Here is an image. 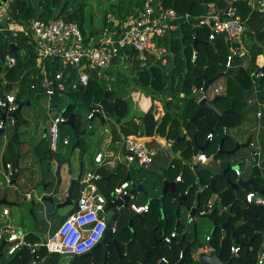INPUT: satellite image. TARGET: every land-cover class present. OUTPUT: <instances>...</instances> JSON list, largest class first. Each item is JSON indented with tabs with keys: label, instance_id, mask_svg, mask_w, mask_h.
Segmentation results:
<instances>
[{
	"label": "trees",
	"instance_id": "obj_1",
	"mask_svg": "<svg viewBox=\"0 0 264 264\" xmlns=\"http://www.w3.org/2000/svg\"><path fill=\"white\" fill-rule=\"evenodd\" d=\"M35 1V3H33ZM135 0L120 1L110 6V11L114 14L115 18L122 20L126 17L130 10H134L141 6L143 0L140 3ZM160 1L165 8H172L179 14H190L193 16H199L204 13L205 6L200 4L198 0H156ZM222 3V0H204V3L208 2ZM75 0H15L11 9L14 17L19 20L20 16L24 20L40 19L48 20L51 18L64 17L66 21L76 22L83 34V23L86 20V12L84 3L78 4L79 6L74 8L73 12H68V8L73 7ZM238 13L243 20H246L247 32L242 37L241 46L244 49L243 56L232 57L230 67H226L227 57L229 53V43L222 37L218 36L214 39L213 45H209L207 37L210 33L207 28L194 29L188 23L181 24L176 30L170 31L165 34L164 37L158 38L156 44L159 48H162L169 56H165L167 59L165 65L162 61L155 57H149L145 64H141L136 60H132L130 77L125 76L122 73H116V85L112 86V89L108 87V84L101 76H97L95 71L90 72L89 82L86 88L79 87L77 90L71 88L76 78V72L74 70H66L63 72L65 91L57 92L53 97L52 103L54 107L59 104L64 98L68 99V103L62 111V116L68 118L70 115H75V125L78 130H81L80 119L75 113V104H79L80 107H86L87 116L92 111L99 109L103 114H108L111 121L109 122V133L111 137V144H115L120 141L121 137L136 136V137H150L158 135L164 139L172 140L175 142L177 138H185L180 140L177 144H173L174 148L181 149L182 156L187 157L189 161L192 155L198 153L196 148L202 147L205 144L206 137L211 133L216 125L217 115L208 108H203L200 117L195 118L194 123L189 121L194 116L198 109V99L200 94L198 90L203 86V77L212 79L219 74H224L222 79L224 82V92L217 96L215 107L217 110H227L232 108L234 113L227 114L221 117V126L216 129V133L213 134L214 147L223 141V146H226L229 136L222 133V128L228 130L237 129L241 126L242 117L247 109V101L252 98L253 84L252 79L255 73L259 70L256 65L257 59L260 56L264 57V15L251 11L247 2L240 1L235 3ZM40 8V11H39ZM258 22H262L258 24ZM103 25L107 26L106 19ZM257 25V26H256ZM256 26V27H255ZM90 34H93L90 32ZM14 43L16 53L11 52V44ZM194 52V55H193ZM130 56H134L130 50H127ZM6 54H12L16 58L15 67L10 70L7 80L17 86L16 100L18 103L31 102L33 99L39 80L37 79L36 69V53L33 48L28 44L27 39L22 35L17 36L12 40L0 39V67L2 66V60ZM194 57V58H193ZM115 63V62H114ZM113 63V64H114ZM59 69L56 63L53 66H48L49 78L53 79V75ZM109 76H113L112 71L107 73ZM258 86V93L264 89V78H259L255 82ZM10 87V86H9ZM34 87V88H32ZM129 90L142 94L145 98H138V105L142 110H146L149 104V98L151 101H158L162 104L164 115L160 120H154L153 107L150 106L148 111L140 113L139 115L131 114V100L129 97ZM104 94L105 99L102 101ZM180 94L183 97L180 98ZM259 96L264 99V92L259 93ZM181 102V104H178ZM100 105V106H99ZM88 120V119H87ZM93 120V119H91ZM88 120V121H91ZM22 119L18 117L15 122L17 127L22 124ZM106 121V120H105ZM66 128L61 126V129ZM61 132V131H60ZM19 135V133H18ZM62 135V133H61ZM189 137L187 140L186 137ZM44 143V152L37 159L39 163L43 161H51L53 158H58V155L51 151L46 141ZM17 140L12 136L10 143L3 154V162L14 163L17 154ZM210 145V144H209ZM75 146V145H73ZM84 143L80 140V147L83 149ZM223 147V148H224ZM192 160V159H191ZM190 160V162H191ZM14 165V164H13ZM15 166V165H14ZM173 166V164H172ZM175 169V166H173ZM124 167L118 166L116 168V179L118 181H124L119 172H122ZM170 169L171 168L170 166ZM183 174H187V179L177 184V192L181 195L186 193V204L191 205L195 195L200 196V202L205 201L210 195L211 190L206 188L202 192H198L199 185L207 184L205 181L209 174L207 172L201 173L198 171L195 183L194 175L185 168L182 171ZM98 174V173H97ZM212 177H218L213 176ZM131 179L132 176H130ZM176 179V178H175ZM174 179V181H175ZM104 177L100 182L105 181ZM110 178V182H111ZM116 180L111 186V191L116 185ZM139 180H135V183ZM182 185H178V184ZM98 186V185H97ZM78 184L74 183L70 188L69 198L78 199L80 193L77 192ZM110 189H108L109 191ZM105 191L103 195L109 200L111 198L110 192ZM248 192H259L264 195V189L257 183H254L251 188H248ZM73 193V194H72ZM244 194V196H245ZM222 200V204L225 206L230 205L228 215H231L230 223L241 222L242 225L236 226L232 233L226 231L223 241L220 243L221 229L218 225H215L211 232L209 246L214 248V251L221 250L222 259L228 261L230 258L231 244L239 247V254L236 258L231 260L230 264H255L256 255L260 248L261 237L259 233L264 229V219L257 221V219L264 215V207L247 206L244 203V196L238 194V200L234 198L233 192L229 189L226 192L219 195ZM155 205L159 211L158 204L156 202L149 203V209ZM177 206L176 200L171 197H164L162 200L161 212L163 218L161 222H157L158 218L151 217L153 221H149L145 217L143 224L142 221L133 226L134 233L137 241L144 248H150L151 242H148L144 225L152 229L157 223L159 227L162 223L165 226V235L172 233L171 225L175 221V207ZM211 218L214 221L220 222L224 220V217L218 218L216 211L211 214ZM135 221V220H134ZM123 222V218L118 219L116 227L119 228ZM56 228V227H55ZM55 228L51 231L53 232ZM171 229V230H170ZM176 237L171 243L170 247L161 251V257L168 261V264H175L179 261V255L181 253L182 246L175 244V241L180 239L181 236H186L174 231ZM180 234V235H179ZM34 233L26 235L25 241L28 245L34 246L39 244V239L36 238ZM130 236L127 235L122 241L127 242ZM252 238L250 247L246 250L240 246V243H246ZM1 244V242H0ZM166 246V245H165ZM5 246L2 248V255L0 256V264H29L30 261L37 260L40 264H47V261L41 260L45 256H49L43 248H36L34 253L31 254V250L21 248L15 255L6 256ZM191 245L185 253V262L180 264H196L191 256L196 249ZM158 251V249H157ZM158 253H160L158 251ZM145 255L138 247H133L127 250V253L122 257V264H142ZM117 257L113 255L110 258L112 261L117 262ZM155 259L149 257L147 264H153Z\"/></svg>",
	"mask_w": 264,
	"mask_h": 264
},
{
	"label": "built area",
	"instance_id": "obj_2",
	"mask_svg": "<svg viewBox=\"0 0 264 264\" xmlns=\"http://www.w3.org/2000/svg\"><path fill=\"white\" fill-rule=\"evenodd\" d=\"M240 1L247 2L251 11L264 15V0H222L221 4L212 1L203 4L205 10L199 16L179 14L172 8H165L160 1L143 0L139 8L134 9L132 13L128 12L122 20L115 17L114 19L106 18L108 25H103L104 28L101 33L83 34L76 22L66 21L64 17L48 20H24L20 16L17 20L14 17L17 12L12 14L14 9H11L15 0H0V39L12 40L22 35L36 53L37 79L39 82L35 86L36 92L33 98L41 96L46 98L48 114L46 139L49 148L55 151L58 144L61 143L63 146L69 144L68 139L62 136L60 132V127L67 121V118L61 114L64 108L59 110L58 104L54 107L52 103L56 93L55 89H57L58 94L66 90L63 83L65 82L63 78L64 71L74 70L76 72L75 81L71 86L73 90H77L79 87L86 88L91 71H95L97 76H100L101 71L110 70L113 63L118 59L126 60L129 64H132L134 59L143 65L149 57L156 58V56L164 54L165 51L157 46L156 40L186 23L194 29H209L210 33L207 37L209 42L213 43L216 37L222 36L229 43L230 55L227 57L226 62V67L229 68L232 57L244 55L241 41L245 32H247V21L241 18L235 6V3ZM73 11L74 8H68V12ZM11 45L14 46V43ZM127 50H130L134 56H130ZM258 60L256 65L259 70L252 79L254 93L257 92L256 80L263 77ZM1 63L0 130L4 133L8 122L12 126L16 123L11 114L18 109L19 103L16 100L17 86L7 80L10 70L16 65V58L12 54H6ZM53 63H56L59 69L53 75V79H50L47 68L53 66ZM223 92L224 86L222 85H210L205 92H202V88H200L198 90L200 94L198 101L202 99L212 100ZM247 106L256 109L255 117L257 119L264 115V103L259 97L250 98L247 101ZM94 112L103 115L99 109H96L89 113L88 120L94 118ZM2 114H5L4 120L1 118ZM221 131L223 134H227L229 130L222 128ZM213 134L211 132L207 135V142L213 139ZM120 139L126 165L137 164L147 167L154 163L157 154L154 147L142 142L141 138L136 136L121 137ZM257 156L259 154L256 152L252 156L253 166L258 165L256 164ZM104 161L105 156L100 152L93 158L96 165L103 164ZM197 164H208V158L205 154L199 153L192 159L191 166ZM171 168L174 167L171 165ZM2 170L4 181L7 187H10L18 176L19 169L12 163L3 162ZM234 174L240 176L241 171L238 168L234 169ZM99 179L100 176L95 172H86L81 176L80 183H84L85 187L80 191V195L76 200V210L70 212L42 243L30 246L25 241L26 234L21 230L3 223L0 224V242L5 241L6 256H13L25 247H30L31 254L34 253L35 247L43 248L49 255L70 257L81 256L90 252L102 240L108 222L106 219L108 199L105 198L99 191L97 184H95V181H99ZM180 181L181 176H177L175 182ZM131 189L132 186L129 181H121L113 188L109 200L115 201L128 196ZM199 192H201V188ZM24 199L31 200V194H25ZM220 200L219 195H210L204 202L203 208L200 210L198 208L199 215H211ZM244 203L247 206L264 207V195L259 192H248L244 196ZM129 208L133 215L145 214L149 211L148 205L135 203H130ZM8 213L9 210L4 208L1 215L7 216ZM186 219L191 224V217L188 213ZM115 230L116 224L112 228L113 233ZM260 236L261 243L255 264H264V229ZM175 237V232L165 235L163 243L170 246ZM209 241L210 236H207L206 242ZM204 251L208 254L213 249L209 246L198 249L199 253ZM230 252L236 256L239 253V247L231 246ZM180 258L181 254L179 255ZM159 261L168 264L165 258L161 257Z\"/></svg>",
	"mask_w": 264,
	"mask_h": 264
},
{
	"label": "crops",
	"instance_id": "obj_3",
	"mask_svg": "<svg viewBox=\"0 0 264 264\" xmlns=\"http://www.w3.org/2000/svg\"><path fill=\"white\" fill-rule=\"evenodd\" d=\"M101 2L103 3L101 5L93 4L92 2L89 3L90 7H91L90 11H92L94 13L93 14H89L90 15L89 19L90 20H89V24H87L86 26L89 27V29H91V28L92 29L90 31L86 32V33L92 32L93 34H96L93 31V28L95 27V24L93 22V25H92V22H91L94 15L95 16H100L102 14L103 22H104V20L106 18L107 19L111 18L110 14H107L106 12L110 11V6L112 4H116V1L115 0H101ZM108 3H110V6L107 7ZM105 7H107V11L103 12ZM88 10L89 9H87V11ZM87 11L85 10L86 17L88 15ZM103 28H104V26H103ZM83 29H84V26H83ZM263 58H264L263 56L259 57V60H258V63L261 66V68L264 67ZM219 80L223 81L222 78L219 79ZM220 85L223 86L224 82H221ZM256 88H257V92L252 94L253 97L251 99H255L256 97H259L264 103V99L259 96L258 86H256ZM253 89H254V86H253ZM138 94H140V93H138ZM139 97L145 98L142 94H140ZM179 97L182 98L183 96L181 95ZM146 99L149 100V104H148V107L146 108V110H142V108H140V106L138 105V102H137L138 99L135 102V105H137V107L139 108L140 113L148 111L150 106H152L153 107V118H154V120H156V121L160 120L163 117V115H164L162 104L160 102H158V101H151L149 98H146ZM63 101L64 100H62L60 103H62ZM178 104H181V102H178ZM247 108H249V107L247 106ZM255 112H256V109L250 107L248 109V111L244 115L241 114V117H242L241 126L239 128H237V129L235 128V129H232V130L228 131L227 134L229 136V139H228V142L226 143V146L225 147L223 146L224 147L223 149L225 151H230V150L234 149L236 145L244 144L246 142V140L248 139V137L250 135H252V139H251L252 147L251 148H252V150L254 152L259 154V156H257V158H256V162H257L256 164H258V165L257 166H253L252 155H251V153L248 150L240 149L239 151H237L236 155L238 153L239 154L241 153L240 157L242 158L244 163H247L248 169L243 170L242 167H240V165L243 164V163H241L238 166L239 167L238 169L241 171L240 176H235L234 170L232 171V169L228 172L229 177H230L232 182L234 181L232 179L234 177V178L237 179V181H240L242 183H246V184H244V187H242V186H241L242 188L241 187H237V189L235 191L226 187V180H225V178L223 176V173H222L223 170L225 169L226 165L229 164L230 160H232V157L227 158L224 155H219L218 154L219 144L216 145L215 147L213 145L216 136H215L214 140H211L210 142H208L207 148L202 152L208 158V164L207 165L197 164V165H192L191 166V162H192L191 159H193L199 153H197L195 155H192L191 158H190V160H191V162H190V160L189 161L187 160V157L182 156L181 149L174 148L172 146L175 142H173L172 140H168V139L166 140L163 137H160L158 135H153V136H150V137H140L142 142L146 143L147 145H149L151 147H154L157 150V154H156L154 163L151 166L144 167V166H139L137 164L126 165L125 159H124V151L122 149V145H121V142H120L121 139L117 143H115L113 145L111 144V137H110V133H109V129H108L109 128V123L108 122H110L111 119L110 118L106 119V121L104 122L103 125L101 124L100 120L97 119L98 122H99V125L105 127L104 131H103V134H107V138L105 140H103V147L104 148H103L102 151L95 152L93 154L92 158H90L89 163H88L89 166H88L87 171H84V163H83V160H82L81 163H80V164H82V170L79 167V172L77 173V175H73L72 170L69 169L70 168L71 158L66 157V158H69V164L63 163L61 165V162H63L66 159V158H64L65 157L64 155L66 154L67 150H76L78 148V147L73 146V148L68 149L67 147L70 145V142H69V144L67 146H63L60 143V144H58V147H57V149L55 151L51 150L52 152H54V153H56L58 155L57 159H55V158L53 159L52 158L51 161H43L42 163H39L37 161V159L39 157H41V155L44 152V146L45 145L43 143V140L44 141L46 140V142H47L46 134H47L48 121H46L45 125H43V126L42 125L41 126L37 125L36 126V130L32 131V133L35 134L36 139L40 138V140L37 139L38 140L37 141L35 139L33 141V144H35V145L32 147L30 152H28V148L27 147H26V150L24 149L23 151H21V148H19V146H18V150H17V154H16V160L18 159L17 165H18V168H19V174H18L17 178L14 180V182L12 183V185L10 187H7V185H6L5 181H4V178H3V170H2L3 157L1 158V165H0V201L5 200L7 202V205L0 206V221H2L3 224H5V225H7L9 227L21 229L19 227H16L15 225H13V220L11 219L12 211L9 208L11 206L12 207L16 206V205L12 204V202L14 201L13 200V192L15 191V188L17 187L16 185L18 183V180H19V178L22 175V170H21V167H20V163L22 161H24L25 164H26V167L24 168V170H25L24 174H26V176H27V174H30L31 175V179L32 180L34 179L35 182L37 183L36 185H40L41 186L40 189H42L40 194L36 197V199H34L37 202V204L34 202L32 196H31V201L33 200L32 204H34V206H35L36 213L38 215H41L42 219H44L45 222H46V229H45V234L46 235L44 236L46 238L51 233V231L55 227H57L58 224L64 219L63 216L56 217L55 214L58 212V210L61 209V208L65 209V213H64V215H65V214H69L70 212H72L75 209L76 200L74 198L68 199L69 198V193H70L69 191H70L71 186L74 183L77 182L78 188H77V191H76L75 194H77V192L80 193V191H81L80 180H78L76 182H73V184H72V181L76 180V178L81 173V171H82L81 176L84 173H86V172H95L96 174L98 173V175L100 176V179H99L98 184H97L99 191L103 194V192L108 191V189H110L108 191V192H110V195H111V192H112L111 191V186L114 184L113 183L114 180L117 181L116 185L120 182L115 177L116 176V172L115 171H116V168L118 166L124 167V169H122L123 171L119 172V173H120V175H122V178L123 177L126 178V179H124V181H129L131 183L132 188L134 186H141V188L143 190H145L144 185H143L144 181H149L152 174H157V182L154 183V185H153L154 190L152 191L154 194H156L155 190H158L159 188L161 190V187L163 189V184L164 183L173 182V183H175V186L177 187V184L174 181V179L177 176H181V179L183 181L186 180L187 179V174L185 176V174H183L182 171H184L185 168H188L189 171L195 177V181H194L195 183H198V180H196V176L198 175V173H197L198 171H200L201 173L207 172L209 174L208 178L205 180V181H207V184L203 185V187H201L200 185L198 186L199 189L201 188V192L203 190H205L206 188L211 190L209 188V183H210L211 180H214L213 187H214L216 193L212 192V190H211V195L212 194L220 195L223 192L225 193L226 190L229 189V190H231L233 192V196H234L235 199L238 200V194H239V195L242 196V200H243V196L246 193L247 189L251 188V186L254 183H257L258 185H260L261 189L262 188L264 189V147H262V145L264 146V142L260 141V138H259V137H261V132L262 131L264 132V115L260 119H257L255 117ZM249 114H252V116L256 119L255 127L253 125L250 126L251 121L248 119V115ZM94 119L95 118H93V120ZM93 120H91V121H93ZM25 124L27 126L26 121L23 120L21 125L24 126ZM19 127H17L18 130H19ZM258 129H261L262 131L258 133L256 131ZM21 130L23 131V128H21ZM65 130H66L65 128L60 130L61 133H62V136L63 135L66 136V134H65L66 131ZM81 131H84V130L81 129ZM84 133H85V131H84ZM231 133H232L233 136H231ZM256 133L258 134V136L255 135ZM66 138H68V136H66ZM186 138H187V140L189 139L188 136ZM68 141H70V140H68ZM206 142L207 141L205 140V143ZM19 144H21V143H18V145ZM22 148H25V146L22 147ZM167 149H173L174 153L169 154ZM98 152L103 153L104 156H105L104 163L100 164V165H96L93 162V158ZM29 153H31L32 160H30L29 163H28ZM215 159H217V162L215 161ZM16 160H15V162H16ZM15 162L13 163L14 165H15ZM172 164H173V166H175V169L174 168L170 169V166ZM235 169H237V168H235ZM207 170L212 171V173H210ZM61 173L63 175H65V176H63V178H60V174ZM212 175L213 176L217 175L218 177L214 178V177H212ZM130 176H132L133 179H131ZM104 177L106 178V180L103 181V182H100L101 179H103ZM110 178L112 180L111 182H110ZM135 180H139V182L135 183ZM237 181H235V182H237ZM22 182H23V180H22ZM247 182H250V185H247ZM178 185H182V184L180 183ZM159 186H161V187H159ZM59 188L65 189L64 191L66 192V194H65L63 200L60 199V197H59V195H60V194H58L60 192V191H58ZM35 192H39V189L37 188L35 190ZM198 192H199V190H198ZM30 193H31V191H26L24 193V195L25 194H30ZM140 193H142V192H137L136 196H132L130 198V203L141 204V205H149L150 202H146V203L138 202V200L140 198ZM144 194H145V191H144ZM158 194L160 195L158 198H160L162 196V190H161V192L159 191ZM179 194L181 195V193H179ZM197 195H195V197H194V199L192 201V204L188 205V206H191V207L194 206L195 199H196ZM168 196L169 195H165L164 197H168ZM164 197H162V200L164 199ZM169 197H171V196H169ZM151 198H152V200H157L158 199L157 197H151ZM152 200H151V202H156V201H152ZM162 200L160 201V203L156 202L158 204V207H159L160 211H161V208H162ZM70 201H74L75 203L72 204V205L68 204L66 206L62 205V204H65L67 202H70ZM205 201L200 202V198H199V207H198L199 210L203 208V205H204ZM176 202H177V200H176ZM185 203H186V200H185ZM222 203H223L222 200H220V203L216 204L215 211L218 214V218L221 219V217H224V220L220 221V222L214 221L216 223L215 225H218L220 227V229H221L220 239H219L220 243L223 241V239L225 237V234H226V231H228L227 229H229V233H232L236 226L242 225V223L240 221L239 222H235L234 224L230 223L231 215H228V211H229L230 205L225 206ZM54 204L56 205L54 208L57 209V210H54L53 211L54 213L51 211V213L49 215V213H48L49 209H51V206L54 205ZM177 206H178V202H177ZM177 206L175 207V211H176ZM4 208H7L9 210V213H8L7 216H2L1 215V212H2V210ZM181 209H184V211H185V219H186V215H187L188 211L184 207H180L179 214H180V210ZM15 211L18 213V210H15ZM108 213L111 214V216L113 215L112 212L106 211V214H108ZM157 213H158V210H157L156 206L152 205L151 209H149V211L147 213H145L143 221H144L145 217H147L150 222L153 221L151 217H156L157 218ZM32 214H33V211H32ZM132 217H133V219H137L136 224L138 225V222L141 221V220H139L136 217V215L132 214ZM162 218H163V215H162ZM176 221H177V216H176V212H175L174 225L176 224ZM157 222H158V220H157ZM225 223H229L230 226H225L224 229L221 228V225H224ZM115 224L117 225V223H115ZM215 225L213 224L211 232L213 231V228L215 227ZM29 226H31V224ZM38 229H40V228L38 227ZM149 230L151 231V235H149L146 230L145 231H146V236L148 238V242H151L150 248H144L143 247V250H142L136 243H132L127 250L132 249L133 247L136 246L141 251H143V253L145 255V251L151 250L154 247V244H153V241L151 240V237H154L155 239H158V237H157L158 234L159 235H161L162 233L166 234L165 233V226L161 227V225H160V227H159V223H157V226L155 225V226H153L152 229H149ZM171 231L174 232L175 229L171 230ZM211 232H210V236H211ZM23 233L26 234V235H28L30 233H34L35 236H37L36 238H38V239H39V237L42 238L41 234H39V230H37L36 228H33V230H31V231H29V230L25 231ZM184 235H186V234H184ZM259 235H260V233H259ZM185 239L187 240V238H185ZM250 240H251L250 241V243H251L252 242V238ZM187 241H189V240H187ZM208 243L209 242H206V245L205 244H201L200 248H203L204 246H209ZM250 243L248 244L247 248L252 250V248L250 247ZM163 245H166V244L160 243L158 246H156V249H160L159 247L163 246ZM231 246H236V245L231 244ZM191 247L192 248L196 247V244L192 242L191 243ZM209 247H211L213 249V251L211 253H214L215 255H217V253L219 251L221 252V250H219L218 252L214 251V248L212 246H209ZM198 249H199V247H198ZM246 252H247V249H246ZM125 253H127V251ZM204 253H205V251H204ZM208 253H210V252H208ZM159 254H161V252ZM238 254L235 256V255L231 254V252H230V257L234 256L236 258L238 256ZM149 257H152V259H155V262H152L153 264H163V263H161L159 261L160 259H158V255H156L155 253L150 254ZM148 258H147V260H148ZM191 258H192V256H191ZM102 260H103L102 259V254L97 255L94 263L95 264H100ZM220 260H221V262H224V263L227 262L226 260L222 259V252H221ZM41 261L42 262L47 261V264H61L60 263L61 261L63 262V264H92L93 263L90 258L73 259V257H70V256H59V255L45 256ZM69 261H71V263H69ZM121 261H122V259L117 260V262L116 261H112V262L114 264H122ZM40 263L41 262H37V260H33L32 259L29 264H40Z\"/></svg>",
	"mask_w": 264,
	"mask_h": 264
},
{
	"label": "rangeland",
	"instance_id": "obj_4",
	"mask_svg": "<svg viewBox=\"0 0 264 264\" xmlns=\"http://www.w3.org/2000/svg\"><path fill=\"white\" fill-rule=\"evenodd\" d=\"M91 2L93 4H103L102 2H96L94 0H91ZM35 3V1L33 2ZM89 5V4H88ZM114 5V4H112ZM74 6V4L72 5ZM98 6V5H97ZM110 6V5H108ZM107 6V7H108ZM107 7L104 8L103 12L107 11ZM91 8V7H90ZM89 8V9H90ZM91 10V9H90ZM86 9L88 14H93L94 12L90 11ZM40 11V9H39ZM133 11L130 10V13H132ZM107 14H110L111 18L114 19V14L109 11L106 12ZM1 22V21H0ZM92 25L93 22L95 24V27L93 28V31L98 33H101V30L103 29V18H102V14L100 16H93L92 18ZM262 22H258V24H261ZM257 26V25H256ZM255 26V27H256ZM92 29V28H91ZM91 29H89V27L84 28L85 33L90 31ZM98 31V32H97ZM88 34V33H87ZM165 56H169V53H164V54H160L159 56H156V59H159L162 61V64L165 65V63L167 62V59H164ZM131 64H129L128 61L126 60H117L110 68V70L106 71H101L99 74L102 78H104V80L106 81V83L108 84V87L112 89V86L116 85V73H122L127 77H130V69H131ZM109 71H112L113 76H109L107 73ZM221 79V78H219ZM221 82H223L222 80H217L214 85L218 86L221 84ZM264 89H262L261 91H259V93H263ZM139 95L137 92L134 91H130L129 90V97L131 100V114L133 115H138L140 114L139 108L137 107V105H135L136 100L139 98ZM183 96V94H180V96ZM138 102V100H137ZM68 103V99L64 98V101L60 104L57 105L58 109L61 110L63 108L66 107ZM249 109V108H247ZM75 113L78 115L79 119H80V126L81 129L85 131L84 135L81 137V140L84 143L83 149H81V147H78L76 150H67L66 154L64 155L66 157L71 158V162H70V170H72L73 175H77V173L79 172V167H80V163L83 160L84 163V171H87L88 169V163L90 158H92L93 154L97 151H102L103 150V140H105L107 138V134H103L104 131V126H100L99 122L97 120V118H95L93 121H88L87 118V109L86 107H80L79 104H75ZM20 119L25 120L27 123L24 126H20L19 130H18V142L21 143L18 145H16V148L18 150V146L19 148H21V151H23L24 149L26 150V147L28 148V152H30V150L32 149V147L35 145L33 144V141L36 139L35 134L32 133V131L36 130V126H43L46 124V121L48 120V114H47V110H46V98L44 96L41 97H36L33 98L31 100V102H29L28 106H25L22 108L21 110V115H20ZM248 119L251 121L250 126H254L256 125V119L252 116V114L248 115ZM113 121H111L112 123ZM109 123V122H108ZM21 128H23V131L21 130ZM66 130V136H68V140H70V145L67 147L68 149L73 148V145H75V137L73 135V132L71 131V129H69L68 127L65 128ZM109 129V128H108ZM258 133L261 132V129L256 130ZM14 135V126L10 125V123L8 122L5 126V130L4 133L0 136V165H1V158L3 157L4 151L6 150L8 144L11 141L12 136ZM29 135V136H28ZM255 135L258 136V134L256 133ZM65 136V135H63ZM65 136V137H66ZM231 136L232 133H231ZM251 136V135H250ZM260 141L264 142V132H261V137ZM38 140H40V138H37ZM36 139V140H37ZM37 140V141H38ZM46 141V140H45ZM25 148H22L24 147ZM169 154L174 153L173 149H167ZM241 154V153H240ZM239 153L235 156H231L232 160H230L229 165L231 166L232 171L235 168H239V164L243 163L242 165H240V167H242L243 170L248 169L247 163H244V161L242 160V158L240 157ZM32 160V156L31 153H29L28 156V163L29 161ZM215 161L217 162V159H215ZM20 167L22 170V175L18 180L17 183V187L15 188V191L13 192V205H16L15 207H10L9 209H11L12 214H11V219L13 220V225H15L16 227H19L21 229L22 232L25 231H31L33 230V228H36L37 230H39V234H41L42 238L39 237V242L42 243L46 237H44L45 234V229H46V222L44 219H42L41 215H38L36 213V209L34 204H32L33 200L36 199V197L40 194L41 190V186L40 185H36L37 183L35 182V180L31 179V175L30 174H24L25 170L24 168L26 167V164L24 161H22L20 163ZM209 171V170H207ZM76 172V173H75ZM210 173H212V171H209ZM62 173L60 174V178H63ZM24 177V178H23ZM235 182L237 181L236 178H232ZM23 180V182H22ZM157 182V174H152L150 177L149 181H144L143 185L145 190V194L140 193V198L138 200V202L140 203H146V202H151L152 198L151 197H159L160 195L158 194L159 191L161 192L160 188L156 191V194H154L152 191L154 190L153 185L154 183ZM240 182V181H237ZM236 183V182H235ZM238 187H241L240 185ZM39 189V192H35L36 189ZM242 188V187H241ZM63 188H59L58 191H60L58 194L60 199L63 200L66 192L64 191L65 189ZM6 190V189H5ZM26 191H31V196L33 198V200H25L24 199V193ZM34 202L37 204V202L34 200ZM157 202V201H156ZM56 205H52L51 209H49V215L51 213V211L53 212L55 209ZM54 208V209H53ZM53 209V210H52ZM18 210V213L15 211ZM33 211V214H32ZM54 213V212H53ZM65 209H59L58 212L55 214L56 217H61L63 216L64 218L68 215L65 214ZM111 217V214H106V219L108 220ZM121 218H123V216L121 215ZM157 218L159 223L162 220V212L159 210L157 213ZM132 220L131 226H135L137 219H133V217H129L128 219L123 221V224H126V226L129 224V221ZM135 220V221H134ZM213 220V219H212ZM177 221L180 222V224L183 226V230H180V228H176V224H172L171 228L178 230L179 233L181 234H186V238L187 240H189L190 242H193V225L188 223L187 219H185V211L184 209L180 210V214H178L177 217ZM176 221V222H177ZM175 222V221H174ZM3 222L0 221V224H2ZM31 224V226H29ZM157 226V224H156ZM162 223H161V227H162ZM213 226V222L207 219H201L199 218L197 221V229H196V238L199 241L200 244H205L206 245V237L210 236V232ZM38 227L41 229H38ZM29 228V229H28ZM171 230V229H170ZM169 245H163L160 246L158 249V251H165L168 250L167 248H169ZM61 264H63V262H60ZM69 263H71V261H69Z\"/></svg>",
	"mask_w": 264,
	"mask_h": 264
},
{
	"label": "water",
	"instance_id": "obj_5",
	"mask_svg": "<svg viewBox=\"0 0 264 264\" xmlns=\"http://www.w3.org/2000/svg\"><path fill=\"white\" fill-rule=\"evenodd\" d=\"M94 1H99V0H94ZM200 2V4H204V0H198ZM208 44L209 45H213L212 42H209L208 41ZM11 52L12 53H16V50L15 48H13V46H11ZM54 61H56V59H54ZM260 71L262 72L263 74V77L264 78V67H262L260 69ZM224 74H219L217 75L216 77L212 78V79H208L207 77H203V86H202V92H205L206 89L210 86V85H213L217 80H219V78H222ZM105 96L106 94H104V97L102 99V101L105 99ZM218 97H214L212 100H206V99H202L198 102V109L196 111V113L194 114V116L191 118V120L189 121L190 123H194L195 121V118H198L200 117V114H201V111L203 108H208L210 110H212L216 115H217V121H216V125H215V128L214 130L212 131V133H215L216 129L221 126V117L222 116H225L227 114H233L234 111L232 108H229L227 110H217L216 107H215V102L217 100ZM29 105V102H26V103H19L18 104V109L11 114V117H13L15 120L20 117L21 115V110L23 107L25 106H28ZM94 118H97L100 120L101 124L103 125L105 120L106 119H109L110 116L108 114H103L101 115L100 113L98 112H94L93 114ZM2 120H4L5 118V114H2ZM62 126H66V127H69L72 132H73V135L75 137V147H80V140H81V137L84 135V131H81V130H78L76 125H75V115H70L68 118H67V121L62 125ZM3 131L0 130V134H2ZM13 137L17 140V143L18 142V129H17V124L15 123L14 124V135ZM185 138H177L175 143L174 144H177L180 140H184ZM251 139H252V135L248 137V139L246 140V142L244 144H241V145H236L234 149L230 150V151H225L223 149V141L224 140H221L220 143H219V147H218V154L219 155H224L225 157L229 158L231 156H235L237 151H239L240 149H246L248 150L251 155L253 156L255 154V152L252 150L251 148ZM208 146V142H206L204 144V146L202 147H199L197 148L198 149V153H202ZM262 147H264L262 145ZM253 158V157H252ZM57 159V158H55ZM18 159L16 160L15 162V167L18 168ZM63 163H66V164H69V158H66L63 162H61V165ZM19 169V168H18ZM80 169L82 170V164H80ZM231 170V166L229 164L226 165L225 169L223 170V176L226 180V187L227 188H230L232 190H236L237 187L240 185L242 187H244V184L246 183H242V182H232L230 177H229V174L228 172ZM81 174H82V171L81 173L78 175V177L76 178V180L72 181V184L73 182H76L78 180H80V177H81ZM17 178V177H16ZM95 184H98V181H95ZM214 180H211L210 183H209V188L212 190V192L216 193L214 187ZM247 185H250V182H247ZM85 187V184L84 183H81L80 184V188L81 190ZM137 192H144L143 189L141 188V186H134L132 188V190L130 191V194L128 196H124L118 200H115V201H111V200H108L107 202V205H106V211H110L112 212V217L108 220L107 222V228H106V231L104 233V236L101 240V242H99L90 252L84 254V255H81V256H74L73 259H77V258H90L92 262H94V258H93V252L95 250L96 247L100 246V245H104V252H103V263L102 264H111L110 262H108L107 260V243L109 241H111L114 245L117 246V242L114 240V233L112 231V228L114 226L115 223L118 222V219L121 218V213L123 212V214H127L129 217H132V214H131V211H130V208H129V204H130V198L132 196H136V193ZM165 195H169L171 196L174 200H177L178 202V206L176 208V216L178 217V214H179V209L180 207H184L188 212V215L191 217V223L193 225V235H194V240H193V243L196 244V249L194 250L192 254V260L197 264H230L231 263V260L234 259L235 257L232 256L229 258V260L227 262H221L220 260V256H221V252L219 251L217 253V255H215L214 253H204V252H198V247L200 248V243L199 241L197 240L196 238V229H197V221L199 218L201 219H208V220H211L213 222V224L215 225L216 223L214 222V220H212L211 218V215H205V216H200L199 213H198V207H199V198L200 196L197 195L196 196V199H195V204L194 206H188L186 205L185 203V200H186V196L185 195H180L178 192H177V189H176V186H175V183L173 182H167V183H164L163 184V189H162V196L160 198H158L157 200H152V201H157L158 203H160V201L162 200V197H164ZM75 202L74 201H70V202H67L65 204H62L63 206H66L68 204H74ZM2 205H7V202L5 200H2L0 201V206ZM75 207H76V203H75ZM76 210V208H75ZM214 213V212H213ZM145 214H140V215H136V217L142 221V224H143V218H144ZM262 219H264V215L260 216L257 221H261ZM131 223H132V220L129 221V224L125 227H123L121 229V232L124 231V232H128L130 234V237L131 239L126 243V248H128L132 243H136L142 250H143V247L141 246V244L137 241L136 239V236H135V233H134V229H133V226H131ZM225 226H230L229 223H225L224 225H221V228H225ZM176 228H180V230H183V226L180 224L179 221L176 222ZM144 229L147 231V233L149 235H151V231L144 225ZM116 231V230H115ZM151 240L153 241V244H154V247L151 249V250H147L145 251V259L143 261L142 264H146L147 263V258L149 257L150 254L152 253H155L156 255H158V259L161 258L160 254L157 252V249H156V246H158L160 243L163 242V238H159V239H155L154 237H151ZM251 240H249V242L247 243H240V246L243 247L245 250L247 249L248 247V244L250 243ZM5 244V241H2L1 244H0V256L2 255V248ZM175 244L177 245H181L182 246V249H181V258L179 259V261L175 264H180L181 262H185L186 259L184 258L185 257V253L187 252L188 248L190 247L191 243L189 241H187L185 239L184 236H181L180 239L176 240L175 241ZM26 249H30V247H25ZM118 254H119V251L117 250ZM122 255L119 254V260L122 259ZM93 264V263H92Z\"/></svg>",
	"mask_w": 264,
	"mask_h": 264
},
{
	"label": "flooded vegetation",
	"instance_id": "obj_6",
	"mask_svg": "<svg viewBox=\"0 0 264 264\" xmlns=\"http://www.w3.org/2000/svg\"><path fill=\"white\" fill-rule=\"evenodd\" d=\"M116 1V3H118V2H120V1H125V2H127L128 0H115ZM91 2V0H75V2H74V6H73V8H75L76 9V7L77 6H79L78 4H80V3H84L85 5H86V7H85V10L86 9H89L90 8V3ZM98 2H101V0H99ZM135 2H138V3H140L141 2V0H135L134 1V3ZM89 4V5H88ZM108 5H110V3H108L107 4V6ZM91 9V8H90ZM89 9V10H90ZM89 17H90V15L88 14L87 15V17H86V20H85V22L83 23V25H84V28H87V24H89ZM121 215L123 216V221H125V220H127L128 219V215L125 213V214H123V212L121 213ZM112 217V216H111ZM110 217V218H111ZM109 218V219H110ZM108 219V220H109ZM192 224V223H191ZM120 225V227L119 228H117L116 227V231H115V233H114V235H113V237H114V240L117 242V246L116 245H114L111 241H109L108 243H107V245H106V247H107V249H108V251H107V260H108V262H110V258L113 256V255H115L116 257H117V259H119V254L120 255H122L123 257L125 256V252L127 251V249L130 247H128V248H126V243L131 239V237L129 238V240L127 241V242H124V241H122V239L124 238V237H126L127 235H129L130 236V234L128 233V232H124V231H122L121 232V229L123 228V227H125L126 226V224H123V222L121 223V224H119ZM158 239L159 238H163L164 239V237H165V234L164 233H162L161 235H159L158 234ZM101 242V241H100ZM190 242V241H189ZM190 243H192V242H190ZM162 244H163V242H162ZM191 249H193L192 247H191ZM117 250L119 251V254H118V252H117ZM103 252H104V245H100V246H98V247H96L95 248V250H94V252H93V258H94V262H95V259H96V257H97V255H100V254H102V259H103ZM93 262V263H94ZM103 263V260L101 261V263L100 264H102ZM95 264V263H94Z\"/></svg>",
	"mask_w": 264,
	"mask_h": 264
}]
</instances>
